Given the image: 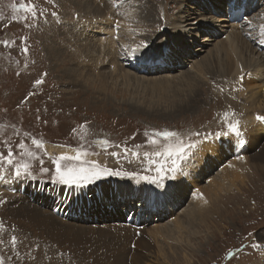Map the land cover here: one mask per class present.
Masks as SVG:
<instances>
[{
  "label": "rangeland",
  "instance_id": "rangeland-1",
  "mask_svg": "<svg viewBox=\"0 0 264 264\" xmlns=\"http://www.w3.org/2000/svg\"><path fill=\"white\" fill-rule=\"evenodd\" d=\"M73 1L81 5L88 2L90 5H94L90 0ZM165 1L114 0L112 6L107 0L101 2L104 6L102 13L110 12L113 8L115 12H119L118 17H125L126 14L131 16V21L127 22L128 30L125 29V32L118 35L117 43L119 46L117 58L129 73L137 72L139 68L132 66L130 61H135L137 57L142 55H155L156 52V55H160L165 53L170 45L172 46V41L170 45H167L168 39L164 38V29L155 30V26H162L167 24V21L175 19L185 20L188 15L193 18H206L208 16L206 8L211 7L213 10L215 8L210 0ZM21 3L25 5V8L31 5L35 10V17L32 11L21 9L19 7ZM95 3L87 14L77 13L101 19L102 16L97 15L98 1ZM45 6H48V9ZM147 8L149 9L146 10ZM227 8L226 5L224 11ZM79 9L80 7H70L63 0H0V153L6 155L8 149L11 148L16 157V162L30 164L32 173L31 178L16 179L10 166L0 165V226H2L0 227V261L3 264H159L162 259L153 254L157 246L151 244V254L148 251L143 252L144 249H136L135 243L131 242L137 237L133 231L138 233L136 235L140 234L138 241L142 240L140 237H143V240L149 242V238L145 233H141V230L143 231L144 228L145 230L151 229L157 224L160 226L172 224L170 220L178 217L182 221V217L187 211L199 205L201 210H206L205 220L207 224L211 222V225H208L211 226V230L204 226H202L203 228L199 227L200 232L196 235L198 238L194 240V237L191 236L192 239L189 238L190 242L188 241L190 246L185 245L186 249L183 246L184 243L181 242L182 238L175 237L179 239L177 242L179 247L184 249H182L183 251L176 250L177 254L175 253L173 257L169 254V259L165 264H264V162L257 161L255 158L264 154L262 151L264 150V137L256 133H250L251 135L249 134L250 136L248 135L246 139L248 145L255 143L257 148L254 147L255 149L252 150L247 145L243 146L245 150L243 154L245 156L250 154L246 157L250 164V171L237 175V178L244 176L242 183L238 181L237 189H231L221 194L213 186L215 192L210 194V197L213 198L210 199L209 197L208 210L202 206L203 201L199 200L198 203L196 200V198L199 199L200 193L203 195V189H206L208 193L210 192L209 190L212 188L210 183L216 184L220 170L227 169L228 163H231L232 159L224 153L226 158L222 157L221 159L223 168L219 167L221 164L214 166V163L210 162L207 172L202 175L196 173L195 179L192 181L194 187H191V190L188 191L187 189L191 183L178 188L186 191V193H182L184 196L181 194L170 195L175 202L173 208L162 207L155 213L154 210L157 206L156 202L153 203L150 206L151 210L154 208L153 213L148 220L146 219L145 223L143 222V225L139 224L142 227L138 228H134L132 225L135 224V218H137L136 223L143 219L140 216L145 209L144 205L139 202V198L146 197L144 194L146 189L141 185L148 184L156 191L158 187L175 182L176 176L164 179L162 184H152L138 178L108 175L102 176L82 188H69L52 182L51 174L54 171V165L51 158L64 153L75 155L76 149L88 153L83 159L96 161L102 167L106 166L113 170L139 175H155L153 171L155 165L149 161L161 158L151 154L155 151H163L164 146L160 137H156L157 144L150 143L149 138L155 132L176 131L185 140L196 139V137L189 135L194 132L215 134L224 127L223 114L230 99L238 97L231 101L233 113L228 120H233L234 114L237 118L238 111L244 103L243 97L228 90L226 84L223 83V76L219 77V74L224 72L220 73L218 64L216 67V63H212L216 61L212 57L213 55L225 56V54L222 56V53H216L214 47L217 43L212 47H206L204 52L195 51V48L202 46L200 41L203 36L208 35V32L211 31L210 26L203 29L198 35L196 34L195 38H190L188 34L181 37L182 40L188 41L185 42V47L192 52L190 61L177 64L178 67L176 68H161L162 70L150 74L137 72L140 77L148 78L151 81L172 77L171 82L165 85L168 88L171 87L169 91H172V87L178 88L176 91L180 95H178V99L176 98L175 104L167 100L169 96L161 99L162 102H158L155 94L124 91L122 82L119 80L116 81L117 83L115 82L114 79L118 76L111 72L109 66L103 68V72L113 79V82L109 79L108 90L100 92L97 86L92 87L91 84H88L87 88L84 85L80 87L75 85L71 82L74 79L68 78L63 72L71 65L66 64V60H59L60 63L56 60L55 62H47V57L44 56L46 52L44 45L50 46L55 43L69 56L72 51V41H67L65 34L71 30L69 27L61 26L62 21L59 22V26L54 21L65 16L64 21L74 26L78 19L74 12L76 13ZM53 11L56 13L55 16L51 15ZM143 11H146L149 16L152 15L146 22ZM217 14L220 15L221 13L212 12L210 18H220ZM263 14V3H258L256 10L247 16L248 24H244V22L242 25L244 34L248 38L251 36L254 39L251 43L253 52L247 53L244 48L241 49L244 54L243 57H246L252 64L258 57L256 52L258 55L264 56L263 44L257 38V31H251V27L260 30L254 20L261 19ZM116 20L117 18L114 24H116ZM192 21V19H188L186 22L190 24ZM93 22H95L94 19L90 18L84 22V25ZM201 22L204 20L199 21V27H201ZM191 25L186 26L184 23L183 26H186L182 28L184 33H186L185 31H193L190 30ZM127 33L130 35H125ZM221 33L222 30L220 35L216 36V40L219 37L218 41L225 39V34ZM82 37L83 39L87 38L88 34H84ZM191 39L193 41L189 43ZM138 41H144L147 44L146 48L141 49L142 54L137 56L126 55L125 53L130 52L133 46H139ZM161 45L163 46L160 47ZM25 48L27 49L26 52ZM211 48L212 50L208 52ZM185 55L188 57L190 54L185 53ZM64 58L66 59L67 56ZM203 58H211L209 62L212 65L209 72L212 75L205 77L195 72V63ZM129 66L132 67L133 71ZM186 74L193 82L188 80L189 87L182 79L185 78ZM37 79L43 82L36 85L34 82ZM247 81L250 82L249 79L244 82ZM165 85L162 86L165 87ZM250 87L255 88L251 85ZM251 88L249 89L251 90ZM194 89L195 91H193ZM251 91L253 92V90ZM256 92L259 93L258 90ZM190 94H194L195 98L188 103L186 97ZM235 99L238 101L236 102ZM185 103L187 106L182 108ZM253 120L256 121V118ZM33 139L42 141L43 149H37L32 144ZM105 140L108 142L107 144L98 143ZM20 143L24 144V149L17 147ZM48 146L65 149L63 152H50L47 150ZM199 147L200 153L204 145ZM28 151L34 152L35 157H29L26 154ZM112 152L118 153V156H113ZM21 153L24 154L21 155ZM145 153H149V156L146 157ZM193 160L194 154L182 163L183 173L186 172L185 175H189V171L196 167V164L192 167L188 165ZM42 167L48 168L49 172L43 173ZM198 168L199 166L193 171L196 172ZM123 181H130L129 184L125 183L124 190L121 189L124 184ZM182 181L186 180L182 179ZM38 187L44 189L37 190ZM117 189L122 191V198L118 200L115 196ZM75 191L80 193V197L82 196L78 202L86 206L85 210H82V206L73 200L72 195L75 194ZM133 193L136 194L135 198ZM64 194L72 197V203L58 201L59 197L65 196ZM124 197L128 200L127 203L122 200ZM168 199V196H165L162 204H165ZM61 203H66L63 209L64 214L72 207L78 206L81 211L74 217L80 219L75 222L70 221L72 218L62 219L56 216L57 213L52 210H62ZM114 206L117 210L114 209ZM140 209L142 212L138 215ZM218 210L221 212L220 215L217 213ZM170 211L172 212L170 213ZM123 214L131 215L132 221L125 222L126 216ZM202 218L204 219L203 216ZM88 219L89 222H85ZM125 224L135 230H132L131 241L125 246L126 250H130V252L123 259L122 253H127V251L122 252L121 250V245H119L121 237L117 228ZM13 236L16 237L15 247L12 244ZM174 241L176 240L168 243L166 239L159 238L157 245L167 246L164 249L168 250L172 249L168 245H173ZM153 247H155L154 250ZM137 252L138 258L134 262L130 258H133L134 256L131 255ZM183 256L186 258L183 259Z\"/></svg>",
  "mask_w": 264,
  "mask_h": 264
},
{
  "label": "bare ground",
  "instance_id": "bare-ground-1",
  "mask_svg": "<svg viewBox=\"0 0 264 264\" xmlns=\"http://www.w3.org/2000/svg\"><path fill=\"white\" fill-rule=\"evenodd\" d=\"M63 1H64V3L69 4L70 7H76V8L80 7V9L78 11H76V13L74 12V14H77L76 18H78L75 23L73 22L74 26L70 25L69 22L64 21L66 19L65 16L58 19L57 21L56 20L54 21V23L58 26H59V22L62 21L61 26L70 28L71 32L66 33L65 38L67 41H72V45H71L72 51L70 52V54L68 56L63 50H61L57 46V44L52 43V45H50V46L44 45V49L46 51L44 56L47 57V59H46L47 62L48 61L55 62V60H56L60 63L59 60H64V61L66 60L65 61V62H67L66 64L71 65V67H69L68 69H65L63 72L68 78L74 79L73 81H71L72 83H75V85H77L79 87L84 85L86 88L88 87V84H91L92 87L97 86L98 89H100V92L108 90V88L110 86V84L108 83L109 79H111L113 82V79L110 77V75H107V73L103 72L104 66H107V67L109 66L111 72L115 73V75L118 76L117 78L114 79L115 82L117 80L121 81L122 82L121 85H123L124 91H126V92L133 91L135 93L140 91L143 94H151V95L155 94L156 100H158V102L161 101V99L163 100L165 97L169 96L167 98V100L170 103L175 104L176 98L178 97V95H180L178 93V91H176V89H178V88L175 89V87H172L173 88L172 91H169V89H171V87L168 88L165 85V84H168L169 82H171L170 79H173L172 77H165V78L156 79V80L151 81L148 78L146 79L145 77L144 78L140 77L139 74H150L153 72H158V71L162 70L161 68H165V69L172 68V67L176 68V67H178L177 64H180V63L182 64L184 62H187L188 60L190 61V59L192 58L191 57L192 52L190 51V49H187L185 47V45H186L185 42H188V41L182 40L181 37L183 35L185 36L188 34L190 36V38H195L196 34L198 35L199 32H201L203 29H207L209 26L211 27V29H210L211 31L208 30V31H210V32H208V35L203 36V39L200 41L202 46L195 48V51L196 52H204L206 47H209V46L212 47L215 43H217V45H215V47H214L216 50V53H218V52L222 53V56H223V54H225L226 57L225 56L219 57L220 55L219 56H214V55L212 56L211 55L212 52L210 55L214 59H216V61H214L212 63H216V67L218 64V67L220 69L219 72L220 73L224 72L223 74H219V73L218 74L220 75L219 77L223 76L222 77L223 83L226 84L225 86L228 88V90L231 91L232 93L235 92L236 95H239L240 97H243V99H244V103L242 104L240 111H238L237 118L235 117V114L233 117V120L237 119V121L239 122V127L241 129V132L243 133V136H242V138H239V139L235 138V137H227V138H221L219 140H210V141L203 144L204 148L202 149V151L200 153H199L200 147H198V149H197L198 151L196 150L194 152V160L192 162L188 163V165L191 167L194 166L195 164H196V167L199 166L198 170L202 168L199 171L197 170L198 172L193 171V170H195V168H196L195 167L189 171L190 172L189 175H185L186 172L183 173L182 175L178 174V175H176L177 180L175 182L167 184L163 187H158V189L156 191H154V188L152 186H150L148 184H144V185L142 184L141 186H143L146 189V192H144V194H146V197L139 198V202H141L142 205H144V209H145L140 217H143V219L148 220L149 217L151 216V214L153 213L152 210H154V208H152V210H151L150 206L155 202H156V206H157L156 210H154L155 213H157L158 209H160L162 207L169 206V207L173 208L175 205V202H174V199L172 197H170V195L171 196H173V194H175V195L181 194L182 195L183 192L186 193V191H184L183 189H178V188H182V186L190 184V183H191L190 187H187V189H188V191H189V189L191 190V187H194V184L192 183V181L195 179L196 173L197 174L200 173V175H202L203 173L207 172V168L210 165V162L214 163V166H218L219 164H221L222 157L226 158V156H228L232 159L231 163L230 162L228 163V168L224 169L222 171L220 170L218 177H217V182L214 181V182H216V184L214 183V185H213L212 182L210 183V184H212V185H210V187L212 186L211 190H209L210 192L208 193L206 191V189H203V192H202L203 195L200 193L199 199L196 198V200L198 201V203H199V200H201V202L203 201V203H201V204H202V206H204V208L206 207V209H207L209 206L210 194L215 192L213 189V186H215L216 189L218 190V192H221V194H223L222 192H225V191H228L231 189L232 190L237 189L236 185H237L238 181L240 183H242L243 182L242 179L244 178V176L237 178V175L240 173H246V172L250 171V164H249L248 159H246V157H248L250 154L248 156L247 155L245 156L243 154L245 151L243 146L247 145L252 150L254 147L257 148L255 143L253 145H248V140L246 139L247 136L250 133H253V134L256 133V134L264 137V123L257 121V119H256V121L253 120L258 115L264 116V56L260 55V54L258 55V53L256 52L255 54H257L258 57L253 64L250 63L249 60L246 59V57H243L244 54L241 51V49L244 48L245 52H247V53L254 51V49L251 45V43L254 41V39L251 38V36H249L250 38H248V36H246V34H244V30L242 29V25H244L246 23L248 24V18H246L244 20L245 23L241 22L240 24H237V25H234V24L231 25L227 21L226 15L230 11L231 8H241L242 6L248 8L250 11H253V10L255 11L256 8L258 7V3H263V7H264V0H210V2H212L214 4L215 8H214V10L211 7H209L208 9L206 8V11L208 12V16L206 18L205 17L193 18V17H190V15H188V18L185 20L175 19L172 21H167V24L165 23L162 26H155V28H154L155 30H163L164 29L163 30V33L165 32L164 38L168 39L167 45H170V42L172 41V46L170 45V48L165 53L163 52L160 55H156V53H157L156 52L155 55H142V56L137 57V59H135V61L136 60L137 61L143 60L144 62H146L145 64L141 65L138 68V69H141V71H138V69H137V72H139V74L137 72H134L132 67H130V66L129 67H130V69H132L133 73H129L128 71H126L125 70L126 68L122 65V63L119 62V60L117 58V54H118L117 51H119V46L117 45L118 35L125 32V29L128 30L127 22L131 21L130 15L126 14L127 16H125V17H118L119 12L118 11L115 12L113 10V8L111 9L110 12L108 11V12L102 13V11L104 10V6L101 2L103 0H90L94 5L96 4L95 1H98L99 7L97 10V12H98L97 15L102 16V18L96 19V18H93L92 16H89V15L83 16L84 14L80 15L77 13V12H80V13L87 14V12H89L91 10V8H93V6H94L92 4L90 5L89 2L81 5V4L74 3L73 0H63ZM107 1H109V4L111 6H112V3H114V0H107ZM226 5L228 6V8L224 11V7ZM148 9L149 8H147L146 10H148ZM220 9H221V11H220ZM212 12L213 13H221L220 14L221 16L219 14H217L218 17H220V18H212L211 19L210 17H211ZM143 13L142 14L144 15L145 22L152 17V15L151 16L147 15L148 13L146 11H143ZM145 13H146V15H145ZM90 18L94 19L95 22H93L89 25L88 24L84 25V22ZM116 18H117L116 24H114ZM188 19H192L193 21L190 22V24H189L186 22ZM200 20H204V22L200 23L201 27H199V21ZM109 21H110V23H109ZM254 21L256 22V25L260 28V30H257L256 28L251 27V31H257V33H256V34H258L257 38L260 40L262 38L261 37V25H264V14H263V17L261 19L257 18V20H254ZM184 23H186V26L191 25V23H193L190 27V30H193L196 33H194L193 31H189V32L185 31L186 33H184V30L182 29V28L186 27V26H183ZM214 23H216L217 25H215ZM216 27H217V29H216ZM221 30H222V33L225 34V39L218 41L220 37L216 40V36H219ZM84 34H88V37L87 38L85 37L83 39L82 35H84ZM125 35H130V33H127ZM62 40H63V38H62ZM164 41H165V39H164ZM192 41L193 40L191 39V41H189V43H192ZM141 42L142 41H138L137 44L140 45ZM222 44L224 45L223 47L221 46ZM162 46L163 45H161L160 47H162ZM164 46H165V44H164ZM160 47H158V48H160ZM262 48H264V44H263ZM211 50H212V48L208 52H210ZM185 53H189L190 55L188 57H186L187 55H185ZM66 56H67V58L65 59L64 57H66ZM211 58H203V59H201V61H197L195 63V66H194L196 68L195 72H198L200 75L205 76V77L208 75H212L209 72V69L212 65L209 62ZM160 60H164V62L166 64L165 67L159 66L160 63L158 61H160ZM180 60H182V61L180 62ZM78 79H80V80H78ZM182 79L186 82V84L189 87L188 82L189 81L191 82L192 80L190 79L188 74H186L185 78H182ZM247 79H249L250 82H248V81L244 82ZM191 83H193V82H191ZM191 83H190V86H191ZM195 84H197V83H195ZM162 85H165V87H163ZM171 85L172 84H170V86ZM175 85H177V84H175ZM183 85H185V84H183ZM192 85H194V84H192ZM250 85L254 86L255 88H251ZM178 86H179V84H178ZM194 87H196V85H194ZM249 88H251V90H253V92ZM186 90H189V89H186ZM256 90H258V92L261 94L257 93ZM193 91H195V89ZM181 92L183 93V91H181ZM248 93H250V94H248ZM102 94H103V92H102ZM193 95L190 94L187 97L185 95V97L187 98L186 102L190 103V101H193V99L195 98ZM231 96H229V97H231ZM234 98H238V97H234ZM234 98L230 99V102L228 105L226 104L228 107H227L225 113L228 114L227 115L228 117L225 116V113H224L223 114L224 120L229 119V117H231V114L233 113V106H232L233 104L231 103V101ZM235 100H236V102L238 101L237 99H235ZM240 101H241V99H240ZM179 104H180V102H179ZM186 106H187V104L185 103V105L182 108H184ZM179 110L182 111V109H179ZM261 131L263 132L262 134H261ZM241 141L244 143H242ZM255 142L257 143L258 141H255ZM60 148L61 147H57V146L56 147L55 146H48L47 150L50 152H52V151L63 152L65 149V148H62L63 149L62 150ZM262 151L264 152V150H262ZM224 153L226 156H224ZM240 156H244V157H240ZM209 157H211V158H209ZM255 158L257 159V161L264 162V154L259 156V157L256 156ZM219 167L223 168L224 165L221 164V165H219ZM187 171H188V169H187ZM192 172H194V173H192ZM230 172H231V174H229ZM198 177L199 176L197 175V178ZM204 177H205V175H204ZM182 179H185L186 181H182ZM188 179H189V181H188ZM123 183H124L123 186H121L122 190H124L126 187L125 183L129 184L130 181H125V182L123 181ZM138 184H140V183H138ZM176 186H178V187H176ZM207 187H209V186H207ZM40 189H44V188L43 187L37 188V190H40ZM135 189L137 190V188H135ZM69 193H71V192H69ZM74 193L75 194L72 195L73 200L76 202L81 200L82 196L80 197V193L77 192L78 193L77 194L76 191ZM82 194H83V192H82ZM144 194H143V196H144ZM77 196H78V198H77ZM115 196L117 198L116 200L122 198L121 197L122 191L117 189L115 191ZM133 196L135 198L136 194L133 193ZM165 196H168L169 199L166 201L165 204H162V200L164 199ZM182 196H184V195H182ZM69 197L70 196L68 194L65 196L62 195L61 197H59L60 199H58V201L61 202L64 199V201H67L68 203H72V200H71L72 197H70V198ZM194 197H196V195H194ZM212 198L210 197V199H212ZM122 200L126 203L128 202V200L125 197ZM189 202H192V201H189ZM55 203H58V202L55 201ZM78 205L82 206V208H81L82 210L86 209V206L84 204H82L81 202L80 203L78 202ZM196 205H197V203H196ZM114 209L117 210L116 206H114ZM71 210H77V211H73V213L75 215H77L79 213V211H81V210H79L78 206L75 208L72 207ZM167 210L169 211V209H167ZM172 210H174V209H172ZM186 210H188V209H186ZM199 210H200V212L198 213ZM221 211H226V210H221ZM141 212L142 211L140 209L138 215H140ZM171 212L172 211H170V213ZM205 212H206V210H203V209L201 210V208L198 205V206H194L192 209L187 211L184 214V216L182 217L183 218L182 221L177 216L178 217L177 219H171L170 220L172 224H165L164 226H160L157 224V225H154V227H152L151 229L149 228L150 230L149 229L145 230V228L143 227L144 228L143 231L142 230L141 231L139 230V231L141 233L143 232L147 235V238H149V240H150L149 242H147L145 239L143 240V237H140V238H142V240L138 241L139 240L138 236H140V234L136 235L138 233H135L134 231H133V233L137 237L135 238L134 241H131L130 238H132V236H130V235L132 234L131 232L134 228L132 229L131 227H128L126 224L123 225L124 227L118 226L119 227V228H117V229H119L118 233H120V237H121L119 239L120 240L119 245H121V250H122V252L127 251L125 248L126 243L128 244V242L131 241L132 243L133 242L135 243V245L137 247L136 249H138V250L144 249L143 252L148 251V253H150L151 248H152L151 244H155L157 247L156 248L153 247V250L155 248V250H154L155 253H153V254H155V256H159L162 259V261L160 263L158 262L159 264H165L168 261L170 255L173 257V255H175V253L177 254L176 250L179 249V250L183 251L182 249H184L182 247H179V244L177 243L179 239H177L175 237L178 236V237L182 238L181 242L184 243L183 246H185V245L190 246L189 245V242H190L189 238H191V236L194 237V240H196L198 238L196 235H198L200 232L199 227L204 226L206 229H210L211 226L209 227L208 225H211V222L207 224V222L205 220V215H207V214ZM217 213L219 215L221 214V212H219V210ZM201 215L204 217V219L202 218ZM124 216H126L125 222H127V223L131 222L133 219L131 215H124ZM79 219L80 218L77 219L74 216H72V220H70V221L77 222V220H79ZM136 219L137 218L134 219L135 224H139V223H136L137 222ZM85 222L88 223L89 219L85 220ZM66 225H68V224H66ZM103 232H104V230H103ZM186 233H187V235H186ZM151 237H152V240H151ZM159 238L166 239L168 241V243H171L173 240H176V241H174L173 245L172 244L168 245V247L169 248L172 247V249L165 250L164 248H166L167 246L161 247V246L157 245ZM159 244H160V242H159ZM186 246H185V249H186ZM129 252H130V250H128L127 253H122L123 259L126 258L125 256ZM180 255H182V254H180ZM131 256H134V257L133 258L131 257L130 259H133L134 262H136L137 261L136 259L138 258V252L135 254H132ZM141 256H142V254H141ZM185 258H186V256L183 259H185ZM113 260H115V259H113ZM127 260H128V258H127ZM118 262H120V261H118Z\"/></svg>",
  "mask_w": 264,
  "mask_h": 264
},
{
  "label": "snow or ice",
  "instance_id": "snow-or-ice-1",
  "mask_svg": "<svg viewBox=\"0 0 264 264\" xmlns=\"http://www.w3.org/2000/svg\"><path fill=\"white\" fill-rule=\"evenodd\" d=\"M15 7V6H14ZM21 9L25 11H32L35 17L34 8L29 5L25 8V5L21 3L19 5ZM53 16L56 15L55 12L52 13ZM261 39L260 43L264 44V25H261ZM147 44L141 42L139 46H133L130 52H126V55L137 56L141 53V49L146 48ZM27 49L25 48V52ZM46 75V74H45ZM43 81L37 79L34 83L36 85L41 84ZM228 114L225 113V116ZM257 121L264 123V116H257ZM224 127L221 131H217L215 134L212 133H201L194 132L190 133L191 137H196V139L185 140L176 131H157L149 139L150 143L153 145L157 144L158 141L156 137L162 138L164 142L163 151H155L151 155L154 157H159V160H150L149 163L154 164L155 168L153 171L155 175H139L137 173H127L117 170H113L106 166H101L96 161H89L83 159L84 156L88 155L86 151L81 149L75 150V155H68L66 153L61 154L56 157L51 158V162L54 165V171L51 174V180L53 183H58L69 188L76 187L82 188L92 183L93 181L100 179L102 176L116 175V176H126L130 178H138L142 181H146L152 184H162L164 179L174 178L178 174H183L182 163L186 162L200 145L210 141L219 140L221 138L235 137L242 138L243 133L240 130L239 122L235 120H224ZM242 142V141H241ZM98 143L107 144L108 142L99 141ZM32 144L35 145L37 149H43V142L40 140L33 139ZM18 148L24 149V144L20 143L17 145ZM24 153H21L23 155ZM26 154L29 157H35V153L28 151ZM113 156H118V153L112 152ZM135 155V153H133ZM145 156H149V153H145ZM43 162L41 161V164ZM6 164L12 168L13 175L16 179L23 177H32L31 166L27 162H16V157L14 156L13 150L8 149L7 154L0 153V165ZM43 173H48V168H41ZM2 227V226H0ZM12 244L15 247L16 237H12ZM0 264H3L0 261Z\"/></svg>",
  "mask_w": 264,
  "mask_h": 264
}]
</instances>
